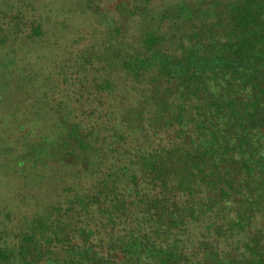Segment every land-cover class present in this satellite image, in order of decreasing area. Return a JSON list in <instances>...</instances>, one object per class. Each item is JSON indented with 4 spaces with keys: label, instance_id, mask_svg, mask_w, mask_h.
<instances>
[{
    "label": "trees",
    "instance_id": "16d2710c",
    "mask_svg": "<svg viewBox=\"0 0 264 264\" xmlns=\"http://www.w3.org/2000/svg\"><path fill=\"white\" fill-rule=\"evenodd\" d=\"M99 1L104 47L52 62L44 163H16L54 200L0 211V264H264V0ZM9 4L2 55L28 62L45 28ZM121 13L143 25L116 43Z\"/></svg>",
    "mask_w": 264,
    "mask_h": 264
},
{
    "label": "rangeland",
    "instance_id": "374dc122",
    "mask_svg": "<svg viewBox=\"0 0 264 264\" xmlns=\"http://www.w3.org/2000/svg\"><path fill=\"white\" fill-rule=\"evenodd\" d=\"M46 1L48 0H0V12L5 16L12 9L9 3L13 2L32 6L29 9L31 12L38 8L37 16L35 14L33 16L34 18L36 16V23H43L46 32L45 39L48 42L45 45L35 44L31 53L29 52L31 56L28 62L4 57L2 55L4 50L0 47V211L9 208L15 211L25 208L34 209L36 202L44 205L54 200L55 189L61 181L56 178L55 173L53 177L48 175L46 179L45 173L41 171L42 168L33 166L30 168L29 163L20 167L16 164L27 159L30 162L34 159L43 164L45 157H42L38 151L45 144L43 143L45 139L42 140L37 136L46 134L50 137L53 134L52 125L47 116L42 118L39 124V129L44 134L40 130H30L28 119L33 110L35 113L44 114L46 110H43V105L48 107L49 99L47 98H51L52 82L49 81L46 84L42 79L46 80L49 67L53 65L52 62L56 57L57 60L54 63L68 60L71 55L77 57L86 48H90L93 54L96 49L104 47L106 32L109 31L106 29L105 13L101 16L94 9L90 11L85 8L92 2L99 3V0H73L75 5L69 13L65 10L68 6L60 10L58 7H52L54 1L52 5L51 0L47 4ZM70 1L65 0L64 2H68L69 5ZM144 1L141 0L142 3ZM150 1L155 9L161 2V0ZM62 2L63 0H60L61 4ZM102 2L105 5L108 4V0H102ZM103 7L102 3L96 6L101 11ZM31 12L30 15H32ZM126 15L125 13L112 15V18L116 16L113 18L114 28H112L117 39L116 43L122 42L124 37L120 36V33L124 31L114 32L116 25L130 29L132 32L135 28L139 29L138 25H143L141 15L131 19L133 21H130ZM86 33L93 36L89 37ZM26 70L31 73L28 74L29 78L25 74ZM33 73L36 75L34 76ZM32 77H41V88L38 87L37 92H32ZM54 139L55 143L60 141H56V136ZM32 178L34 179L30 183L29 180Z\"/></svg>",
    "mask_w": 264,
    "mask_h": 264
}]
</instances>
